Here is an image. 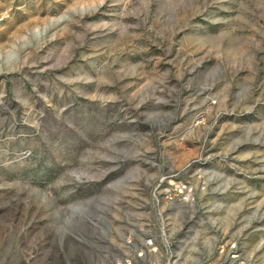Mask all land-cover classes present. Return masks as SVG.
Listing matches in <instances>:
<instances>
[{
	"label": "rangeland",
	"instance_id": "1",
	"mask_svg": "<svg viewBox=\"0 0 264 264\" xmlns=\"http://www.w3.org/2000/svg\"><path fill=\"white\" fill-rule=\"evenodd\" d=\"M233 252L264 264V0H0V264Z\"/></svg>",
	"mask_w": 264,
	"mask_h": 264
},
{
	"label": "built area",
	"instance_id": "2",
	"mask_svg": "<svg viewBox=\"0 0 264 264\" xmlns=\"http://www.w3.org/2000/svg\"><path fill=\"white\" fill-rule=\"evenodd\" d=\"M149 244L153 245L154 244L153 240H150ZM231 264H246V262L245 260H241V256L239 253L233 252L231 254Z\"/></svg>",
	"mask_w": 264,
	"mask_h": 264
}]
</instances>
